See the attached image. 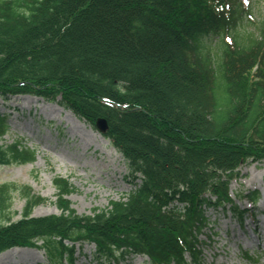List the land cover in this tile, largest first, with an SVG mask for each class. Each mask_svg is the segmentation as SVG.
Wrapping results in <instances>:
<instances>
[{
    "label": "trees",
    "instance_id": "16d2710c",
    "mask_svg": "<svg viewBox=\"0 0 264 264\" xmlns=\"http://www.w3.org/2000/svg\"><path fill=\"white\" fill-rule=\"evenodd\" d=\"M246 13L237 0H0V97L58 102L96 129L105 119L134 182L79 214L57 176L61 213L45 216L32 215L45 197L0 184V253L36 247L50 264H76L88 243L97 264H199L208 211L242 222L230 185L244 163L264 162V16L244 31ZM10 130L0 112V164L34 162L20 140L3 143ZM15 193L26 199L17 220Z\"/></svg>",
    "mask_w": 264,
    "mask_h": 264
},
{
    "label": "rangeland",
    "instance_id": "374dc122",
    "mask_svg": "<svg viewBox=\"0 0 264 264\" xmlns=\"http://www.w3.org/2000/svg\"><path fill=\"white\" fill-rule=\"evenodd\" d=\"M247 9L240 30L254 31L249 22H258L264 16V0H237ZM27 100H31L28 102ZM54 102L30 95H17L10 99L0 97V112L9 119L11 131L3 143L20 140L36 151V160L25 164H0V184L14 182L29 186L34 194L47 199L36 206L34 216L59 214L56 204L57 189L54 178H68L74 191L67 196L79 214H90L94 207L105 208L110 200L120 199L133 189V179L127 160L121 152L90 123L79 119L71 111H58ZM60 105V104H58ZM64 108V107H63ZM65 109V108H64ZM66 110V109H65ZM230 185L233 197L241 208L251 203L238 198L252 190H260L257 204L260 243L248 221L243 229L230 211H213L214 229L202 236L204 256L199 264H264V162L244 163ZM26 199L15 193L13 210L22 217ZM36 249V248H34ZM15 247L0 254V264H49L44 251ZM86 257L77 264H97L93 259L95 246L86 244ZM248 251L249 256L245 253ZM105 264H153L144 255H125L119 262Z\"/></svg>",
    "mask_w": 264,
    "mask_h": 264
},
{
    "label": "water",
    "instance_id": "95a60500",
    "mask_svg": "<svg viewBox=\"0 0 264 264\" xmlns=\"http://www.w3.org/2000/svg\"><path fill=\"white\" fill-rule=\"evenodd\" d=\"M97 127L99 128V130H101L102 132H105L107 130V124H106V120L103 118H99L97 120Z\"/></svg>",
    "mask_w": 264,
    "mask_h": 264
},
{
    "label": "bare ground",
    "instance_id": "6f19581e",
    "mask_svg": "<svg viewBox=\"0 0 264 264\" xmlns=\"http://www.w3.org/2000/svg\"><path fill=\"white\" fill-rule=\"evenodd\" d=\"M28 102H31V100H27ZM54 106H57V110L59 111H65V112H67V113H70V115H71V112L70 111H68V110H65L63 107H61L60 105H58V104H54ZM34 251H36V252H38V250L37 249H34Z\"/></svg>",
    "mask_w": 264,
    "mask_h": 264
}]
</instances>
